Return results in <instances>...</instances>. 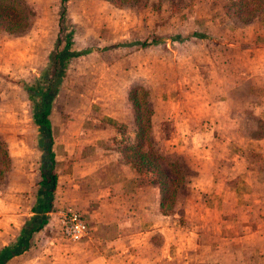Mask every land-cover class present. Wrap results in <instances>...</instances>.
<instances>
[{
    "label": "crops",
    "instance_id": "obj_1",
    "mask_svg": "<svg viewBox=\"0 0 264 264\" xmlns=\"http://www.w3.org/2000/svg\"><path fill=\"white\" fill-rule=\"evenodd\" d=\"M24 1L33 16L23 33L0 34L1 58L22 60L27 81L68 32L74 57L50 102L49 138L31 120L34 147H5L0 264H264V21L218 41L180 38L172 52L166 39L131 45L153 22L104 0ZM213 7L222 5L202 0L194 11ZM155 28L169 32L166 22ZM136 87L147 92L155 149L184 171L182 206L168 214L131 163ZM62 210L86 224L80 241L60 236Z\"/></svg>",
    "mask_w": 264,
    "mask_h": 264
},
{
    "label": "trees",
    "instance_id": "obj_2",
    "mask_svg": "<svg viewBox=\"0 0 264 264\" xmlns=\"http://www.w3.org/2000/svg\"><path fill=\"white\" fill-rule=\"evenodd\" d=\"M66 0H60V5H63ZM115 8L122 9L124 7H135L141 0H104ZM144 1V0H142ZM148 1V0H145ZM173 2L174 0H155ZM176 1V0H175ZM227 15L239 22L240 25H245L254 21L256 16L264 14V0H230L226 7ZM33 16V6L24 0H0V34L17 35L23 33L29 25V20ZM197 35V34H193ZM202 37V36H201ZM60 44H56L55 49ZM71 33L68 32L64 37L61 50H56L52 57L47 59L49 70H43L37 78H33L29 83H21V87L26 94L27 101L31 111L32 124L38 129L40 135L49 138L50 126L48 122L49 106L51 99L54 97L56 87L60 84L64 77L65 68L70 58L74 54L70 53ZM131 45H139L143 47L145 43L134 42ZM143 90L141 87H136L130 91L128 96L132 105L135 122V143L130 150L131 163L142 179L149 178V182L154 185L158 191L159 208L163 214H168L173 210L175 198L173 197L183 191L184 186V171L173 158L167 157L155 148L154 141L151 136L150 124V108L147 103V92L145 91V106L144 115L138 113L141 103H137L134 92ZM49 148L46 154L49 159L48 173L42 172V183L49 186V192L54 187V175L52 173V160L49 154ZM171 160H170V159ZM10 167V158L6 152L5 146L0 141V183L4 174ZM168 178V176H170ZM183 193V192H182ZM171 201L168 202V199ZM174 200V201H173ZM172 204V205H171ZM172 206V209L169 208ZM44 207V205L42 206ZM45 211L46 208H43ZM42 225V221L38 227Z\"/></svg>",
    "mask_w": 264,
    "mask_h": 264
},
{
    "label": "rangeland",
    "instance_id": "obj_3",
    "mask_svg": "<svg viewBox=\"0 0 264 264\" xmlns=\"http://www.w3.org/2000/svg\"><path fill=\"white\" fill-rule=\"evenodd\" d=\"M201 1L202 0H174L173 2H157L155 0H141L135 5V7H124L122 10L131 11L135 19L141 18L138 20H143L144 18L150 20L154 24L152 35H149V28L142 25L141 30L143 31L146 29L147 38L142 41L133 40V42L155 45L157 43H164V40H161L166 39L167 41L165 42L168 44V49L172 52L177 50L176 44L181 42L180 38H182L183 43V41L191 37L192 34L206 37L208 41L212 39L218 41V38H221V36H224L225 34L231 37H236L237 31L235 29L241 25L227 15L226 7L230 0H215L222 5V8L213 7L210 10V14L208 9L194 11L195 4L200 3ZM208 15L210 20L214 22V25L208 24ZM225 19L227 22L231 21L233 25H226V27L221 26L220 20L224 21ZM256 20L264 21V15H257L254 21ZM160 21L166 22L169 27V32L165 35L155 28L156 24L160 23ZM220 34L221 36H219ZM130 43H132V41H130ZM200 44L204 47L202 43ZM200 44H194L190 47V50L199 47L198 45ZM21 61L22 60L18 59L17 56L11 53H8L6 58H1L0 53V65L7 66V69H9L10 72V75L7 76H5L4 73H1L2 75L0 74V140H2L5 147L10 146L13 149L22 147V144L29 148H32L35 145L33 144L35 136L33 132L36 130L32 128L30 124L31 111L26 94L21 87V83L24 81L29 83L33 78H37L41 71L49 70L48 67L50 66L48 65V61L44 60L37 72L33 73L35 75L31 78L29 77L30 80L27 78V81H23L20 76H26L28 72L24 73L22 71L23 67L20 66ZM156 65L157 64L154 63V67ZM169 66L172 67L171 62H169ZM4 70H6L5 67ZM134 94L137 103H141L138 113L144 115L143 110H146L147 108L144 105L146 101V93L144 90H137ZM23 137H25V139H23ZM38 142L42 141H36L35 143L38 144ZM42 145L45 147V144ZM186 176L188 175L186 174ZM169 177H171V175L168 176V178ZM174 198L175 201L173 200V207H181L182 200L180 193L175 195L173 199ZM171 200L172 198H169L168 202ZM169 208L172 209V206H169Z\"/></svg>",
    "mask_w": 264,
    "mask_h": 264
},
{
    "label": "built area",
    "instance_id": "obj_4",
    "mask_svg": "<svg viewBox=\"0 0 264 264\" xmlns=\"http://www.w3.org/2000/svg\"><path fill=\"white\" fill-rule=\"evenodd\" d=\"M57 230L64 239L78 242L87 234V226L77 212L62 210L57 217Z\"/></svg>",
    "mask_w": 264,
    "mask_h": 264
}]
</instances>
